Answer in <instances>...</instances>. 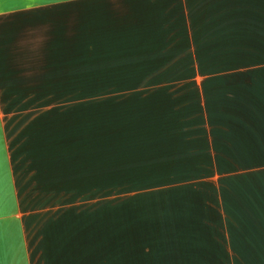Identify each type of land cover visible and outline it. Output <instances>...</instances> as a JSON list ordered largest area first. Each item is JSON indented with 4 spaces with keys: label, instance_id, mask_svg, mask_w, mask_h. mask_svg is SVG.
Segmentation results:
<instances>
[{
    "label": "crops",
    "instance_id": "0c3cea01",
    "mask_svg": "<svg viewBox=\"0 0 264 264\" xmlns=\"http://www.w3.org/2000/svg\"><path fill=\"white\" fill-rule=\"evenodd\" d=\"M90 75L134 132L113 157L126 141L174 172L207 156L227 264H264V0H0V264H104L103 185L72 96ZM162 103L177 116L141 110Z\"/></svg>",
    "mask_w": 264,
    "mask_h": 264
},
{
    "label": "rangeland",
    "instance_id": "374dc122",
    "mask_svg": "<svg viewBox=\"0 0 264 264\" xmlns=\"http://www.w3.org/2000/svg\"><path fill=\"white\" fill-rule=\"evenodd\" d=\"M94 72L90 71V73ZM189 78L190 81L193 80L191 76ZM136 79L134 83L139 84L140 78ZM201 79L196 78L197 81ZM97 86L98 79L90 75L87 94L75 93L72 96L85 102L83 106L85 112L87 111V118L83 121L88 125L86 146L90 154L87 160L90 171L95 172V178L96 171L99 173V186L103 185L98 192L99 198L105 200L104 232L101 242L104 251L100 254L104 264H110L112 258L115 259L116 264H220V260L223 259L221 253H225L222 226L224 220L218 204L219 196L214 187L215 182H219V177L215 179L214 172L208 171L209 165L205 166L209 158L207 156H202L199 160L196 158L194 164L191 159V164L186 170L174 172L172 169L176 167H165L156 155L149 156L146 161L143 150L139 147L134 148L133 142L130 141L123 142L128 151L126 149L123 154L113 157L115 146L118 145L120 149L122 142L115 141L116 139L112 137L114 135L129 137L134 132L127 126L120 125L118 121L113 122L111 115L107 114H113V109L110 105H103L106 104L104 102L112 101V94L97 92ZM185 98H188L187 95ZM142 106L140 108L147 117L151 111L166 119L168 116V120L177 116H172L171 109L165 103ZM131 109L134 108L128 106L125 112ZM198 110L196 109V113L192 116L194 119L203 115V112ZM187 113L191 114V112ZM154 127L159 128L160 131L162 129L159 126ZM133 128L140 129L139 126ZM167 129L164 128L163 131L176 132L173 125ZM141 144L138 142V146ZM97 161L99 166L96 165ZM145 161L146 164L143 166L142 162ZM204 162L205 165L196 168L197 163ZM149 167H155L157 171L148 170ZM160 170L161 176L156 177L158 184L148 185L149 192L153 193L151 196L142 195L139 193L142 191L135 189H126L131 186L129 184L140 182L146 175L155 177V173ZM147 171L149 174L143 173ZM194 174H197V177H194ZM92 175L90 174V186ZM178 177L182 178L181 182H177ZM158 190L161 192L169 190L167 193L173 190V194L162 195L159 198L156 193ZM92 191L95 190L79 189L74 190V194L86 197ZM131 196L135 198L130 199ZM157 220H160V225ZM167 220L172 223L177 222L178 228L173 230H179V234L168 233L167 230H171V226L167 224ZM215 220L220 221L221 227L215 228L214 223L217 222ZM164 234L165 237H160ZM123 248L130 250L122 252ZM257 256L258 254L249 252L244 257L250 261L256 260Z\"/></svg>",
    "mask_w": 264,
    "mask_h": 264
},
{
    "label": "trees",
    "instance_id": "16d2710c",
    "mask_svg": "<svg viewBox=\"0 0 264 264\" xmlns=\"http://www.w3.org/2000/svg\"><path fill=\"white\" fill-rule=\"evenodd\" d=\"M186 160V159H185ZM206 164V162H204V163H197L196 164V166L198 165L199 167L200 166H203V165H205ZM209 164H206L205 166H208ZM165 167H169V166H165ZM176 168H179V169H181L182 167L181 166H178V167H176ZM150 169H153L154 171H157L156 169H155V167H149L148 168V170H150ZM210 169V167L208 166V171H210L209 170ZM207 170V169H206ZM149 171H147V172H143V173H145V174H149L148 173ZM161 176V170L160 171H158V172H156L155 173V177L154 176H152V178L150 177V175L149 176H145V177H142L141 178V180H140V182L138 181V182H134V183H131V184H129V185H131V186H128L126 189H135V191H142V192H139V193H141L142 195H147V196H151L153 193L152 192H149V184H158V182L156 181L157 180V178L156 177H160ZM194 177H197V174H194ZM176 180H177V182H181L182 181V178L181 177H178V178H176ZM167 183V182H166ZM165 183V184H166ZM169 190H164V191H162L161 192V190H158L156 193H157V195H158V197L160 198L162 195H166V196H170V195H172L173 194V190H171V192L170 193H167ZM140 194V195H141ZM128 198H129V196H128ZM132 198H135V196L133 197V196H131L130 197V199H132ZM215 221H217V222H215L214 224H215V228H217V227H221V223H220V221L219 220H215ZM153 222V221H152ZM159 225H160V220H157L156 221ZM179 223H180V221H178ZM211 222H214V221H211ZM182 223H184V222H182ZM167 224L169 225V226H171V230H167V231H169L168 233H174V234H179V230H177V231H174L173 230V228H178V226H177V222L175 221V222H170V220H167ZM222 226L224 227V224L222 223ZM208 227H209V225H208ZM176 228V229H177ZM219 234H220V231H219ZM114 235V234H113ZM220 236H222L221 234H220ZM160 237H165V234H164V236H160ZM223 247V246H222ZM224 248V247H223ZM130 249H127V248H123L122 249V252H125V251H129ZM146 253H148V252H146ZM221 255H222V260H220V264H227V262H228V259L226 258V253H224V254H222L221 253Z\"/></svg>",
    "mask_w": 264,
    "mask_h": 264
}]
</instances>
